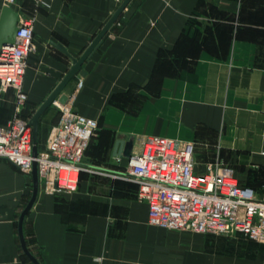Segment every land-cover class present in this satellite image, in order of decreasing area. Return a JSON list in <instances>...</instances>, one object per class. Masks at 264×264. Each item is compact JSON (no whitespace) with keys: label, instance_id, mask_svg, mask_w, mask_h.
I'll return each instance as SVG.
<instances>
[{"label":"crops","instance_id":"crops-1","mask_svg":"<svg viewBox=\"0 0 264 264\" xmlns=\"http://www.w3.org/2000/svg\"><path fill=\"white\" fill-rule=\"evenodd\" d=\"M123 1L0 0V18L10 5L34 20L22 118L31 119ZM61 94L99 128L83 159L93 171L81 172L76 190L39 183L23 233L40 264H264V244L152 225L139 185L114 177L127 169V157L114 155L117 139L133 138L135 151L140 137L160 135L218 145L245 166L242 186L264 187V0H131ZM17 114L8 89L0 128ZM57 123L39 124L40 149ZM195 170L203 171L197 161ZM32 192V174L0 158V264H34L19 233Z\"/></svg>","mask_w":264,"mask_h":264},{"label":"built area","instance_id":"built-area-1","mask_svg":"<svg viewBox=\"0 0 264 264\" xmlns=\"http://www.w3.org/2000/svg\"><path fill=\"white\" fill-rule=\"evenodd\" d=\"M18 28L14 43L0 49V99L12 89L18 113L0 128V158L29 173L36 161L44 189L71 192L77 189L82 171H93L83 159L99 122L74 111L69 100L65 104L55 100L61 117L46 148L38 147L34 156L32 126L19 115L29 100L23 80L29 56L36 51L34 20L19 17ZM195 166L193 142L149 135L138 139L137 150L127 158L126 171L114 177L139 185L138 199L147 201L152 225L198 233H243L264 244V198L242 186L219 163H207L201 172Z\"/></svg>","mask_w":264,"mask_h":264},{"label":"water","instance_id":"water-1","mask_svg":"<svg viewBox=\"0 0 264 264\" xmlns=\"http://www.w3.org/2000/svg\"><path fill=\"white\" fill-rule=\"evenodd\" d=\"M130 1L131 0H124L122 2V4L113 14V16L109 19V21L105 24V26L96 36V38L92 41V43L89 45L87 50L83 53V55L80 58L73 59V65L70 71L61 81V83L56 87V89L51 93V95L36 110V112L33 114L31 119L29 120V124L32 126V129H33V139H34L33 154L34 156H37L38 154V137H39L40 118L45 113V111L53 104L55 100H58L61 104L67 103L69 97L66 94H61L63 88L72 79V77L77 73L79 68L82 66L84 61L87 59L90 53L97 46L100 40L106 35L109 29L118 20V18L120 17L124 9L127 7V5L130 3ZM18 20H19V12L15 10L13 7H11L10 5H6L3 8L2 15L0 18V49L5 44L14 43L16 39V34L19 30ZM57 46L61 48L62 50H65L63 45L58 44ZM133 146H134L133 138H130L128 140L119 138L115 142L114 155L118 157L124 156L128 158L131 156L133 152ZM31 174L33 177V192H32L30 201L28 202V204L26 205V207L21 213L20 221H19V233H20L22 246H23V249L26 255L32 260L34 264H40L38 259L28 249L25 238H24V233H23L24 218L28 214L32 206L34 205L36 198L38 196V192H39V176H38V168H37L36 161H34Z\"/></svg>","mask_w":264,"mask_h":264},{"label":"rangeland","instance_id":"rangeland-1","mask_svg":"<svg viewBox=\"0 0 264 264\" xmlns=\"http://www.w3.org/2000/svg\"><path fill=\"white\" fill-rule=\"evenodd\" d=\"M61 117V110L59 107H57L55 104H52L42 115L40 118V123H56L59 121ZM193 142L194 145V154L196 161L198 163V166L201 169H204L207 163L210 162H215L219 163L222 168L229 170L239 181L240 184L246 183L248 184L250 180L248 177L245 178V175L243 174L244 170L246 169L244 165H239L237 160L233 158L227 157L225 155V150L222 149L220 146H211V145H201L198 144L196 141H191ZM251 175V174H250ZM264 179V177H263ZM264 184V180L262 181ZM256 194L257 196L264 197V187L263 185L260 186V189H256ZM189 231V230H188ZM206 234L207 236L213 237V238H222V239H228V240H233L237 241L242 240L243 242H248V243H258L255 241H252L249 239L245 234L243 233H235L234 235H229V234H215V233H203Z\"/></svg>","mask_w":264,"mask_h":264},{"label":"bare ground","instance_id":"bare-ground-1","mask_svg":"<svg viewBox=\"0 0 264 264\" xmlns=\"http://www.w3.org/2000/svg\"><path fill=\"white\" fill-rule=\"evenodd\" d=\"M73 177H75V173H73Z\"/></svg>","mask_w":264,"mask_h":264},{"label":"trees","instance_id":"trees-1","mask_svg":"<svg viewBox=\"0 0 264 264\" xmlns=\"http://www.w3.org/2000/svg\"><path fill=\"white\" fill-rule=\"evenodd\" d=\"M160 65H161V64H160ZM160 65H159V66H160ZM90 143H91V142H90Z\"/></svg>","mask_w":264,"mask_h":264}]
</instances>
